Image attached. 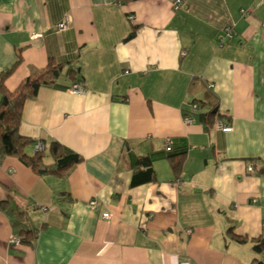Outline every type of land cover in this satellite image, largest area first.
<instances>
[{
  "label": "crops",
  "instance_id": "0c3cea01",
  "mask_svg": "<svg viewBox=\"0 0 264 264\" xmlns=\"http://www.w3.org/2000/svg\"><path fill=\"white\" fill-rule=\"evenodd\" d=\"M173 1L0 0V72L18 51L22 58L7 89L49 58L63 63L56 81L25 101L20 134L82 157L62 177L39 176L18 157L0 160V264L255 257L251 242L227 229L247 239L264 233V172L247 173L251 161L264 168V0H179L176 9ZM226 26L232 36L221 46ZM76 82L84 93L69 91ZM195 101L207 103L192 111ZM213 103L219 117L208 116L207 127ZM181 152L175 175L168 157ZM141 157L155 179L131 186Z\"/></svg>",
  "mask_w": 264,
  "mask_h": 264
},
{
  "label": "trees",
  "instance_id": "16d2710c",
  "mask_svg": "<svg viewBox=\"0 0 264 264\" xmlns=\"http://www.w3.org/2000/svg\"><path fill=\"white\" fill-rule=\"evenodd\" d=\"M21 60V54L18 51L14 63L0 72V160L7 156L18 157L39 176L55 175L62 177L72 166L80 163L82 157L54 141L48 145L47 149L43 145L42 149L29 155L26 148L35 145L36 142L20 134L19 124L25 101L34 98L41 86L53 84L60 75L63 63H55L49 58L44 67L24 77L13 90H8L5 81L14 72ZM205 88V92L209 93L211 88L207 86ZM202 102L195 101V104L197 107H203L207 103ZM215 108L216 103H213L209 111L205 113L206 121H208L207 127L213 124L212 119H208V116H214V119L219 117L217 111L213 112ZM45 157H50L51 162L46 163ZM183 158V152L171 154L168 157L175 175H179L182 169ZM261 172H264V168ZM154 179L155 174L150 158H139L132 173L130 185L137 186ZM227 232L236 242H251V250L255 257L248 264H264V233L256 238L247 239L233 234L232 226L227 229ZM22 233L28 234L29 231ZM20 242L31 243L26 237L20 238Z\"/></svg>",
  "mask_w": 264,
  "mask_h": 264
},
{
  "label": "built area",
  "instance_id": "2783aa9c",
  "mask_svg": "<svg viewBox=\"0 0 264 264\" xmlns=\"http://www.w3.org/2000/svg\"><path fill=\"white\" fill-rule=\"evenodd\" d=\"M179 3H180L179 0H174V1L172 2V8H173V9L178 8V7H179ZM241 12H242V13H245L246 10L242 9ZM67 21H68V19L65 18V19L61 20L60 22H58V24H57V30H58V31H62V30H64V29L66 28V26H67V25H66ZM231 36H232L231 26H226V27L223 29L222 33L219 34L218 37H217L219 44H220L221 46L224 45L225 41H226L227 39H230ZM40 37H41V34H39V33H32V34H30V38H31L32 40H37V39H39ZM184 54H185V51H181V55H184ZM69 91H70L71 93H73V94H82V93H84L85 89H84V86L82 85V83H80V82H76V83H73V84L71 85V87L69 88ZM191 109H192V111L196 110V109H197V105H196L195 103H192V104H191ZM192 121H193V118H192L191 115H185V116L183 117V122H184L185 124H187V123H191ZM215 124H216V126H217L218 128H220L223 132H228V131L231 130V127H229V126H225L226 124H225L224 122H216ZM42 147H43V144H42V142H40V141L36 142L35 145H34L35 150H40V149H42ZM165 148H166V150H169V149H170L169 146H167V144H166V147H165ZM261 170H262V166H261V164L256 163L255 161H251V162L248 164V166H247V173H248V174H259V173L261 172ZM8 172H9L10 174H12V173L14 172V170H13L12 168H9V169H8ZM89 205H90V206H94V205H96V201H95V200H90ZM101 217H102L103 219H109L110 214H109L108 212H103V213L101 214ZM189 232H190L189 229H185V230H184V234H188ZM9 241H10L11 243H14V244H19V243H20V239H19L17 236H12V237H10ZM178 264H195V263H194L192 260L188 259V258H183V259H180V260L178 261Z\"/></svg>",
  "mask_w": 264,
  "mask_h": 264
},
{
  "label": "water",
  "instance_id": "95a60500",
  "mask_svg": "<svg viewBox=\"0 0 264 264\" xmlns=\"http://www.w3.org/2000/svg\"><path fill=\"white\" fill-rule=\"evenodd\" d=\"M214 112V111H213ZM200 116L202 117L203 116V114H200Z\"/></svg>",
  "mask_w": 264,
  "mask_h": 264
},
{
  "label": "rangeland",
  "instance_id": "374dc122",
  "mask_svg": "<svg viewBox=\"0 0 264 264\" xmlns=\"http://www.w3.org/2000/svg\"><path fill=\"white\" fill-rule=\"evenodd\" d=\"M264 259V258H263Z\"/></svg>",
  "mask_w": 264,
  "mask_h": 264
}]
</instances>
